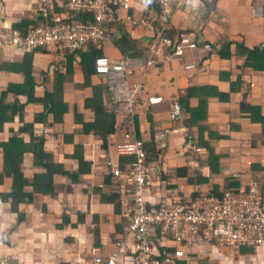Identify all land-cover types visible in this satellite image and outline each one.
I'll list each match as a JSON object with an SVG mask.
<instances>
[{
    "label": "crops",
    "instance_id": "obj_1",
    "mask_svg": "<svg viewBox=\"0 0 264 264\" xmlns=\"http://www.w3.org/2000/svg\"><path fill=\"white\" fill-rule=\"evenodd\" d=\"M61 1L0 0V62H20L23 56L10 44L11 34L17 31L13 26L22 21H39L43 18L63 20L64 18L57 14L58 10L62 9ZM130 8L133 9L132 13L135 16H140L135 18L139 23L133 22V25L131 23L129 25V19H126L130 16L128 11L119 10L121 19L109 27L111 37L97 48L104 56L120 60L124 55L114 47L113 41L121 35L117 26L123 24L131 37L142 44L141 47L147 51L145 53L147 58L153 62L152 67L132 71L128 77V85L129 87L142 85L143 89L141 107L144 111H138L135 115L139 125V136L146 140L152 128L156 135L169 133L165 139L168 141V149L163 165L167 174L164 175L163 181L171 185L177 183L174 187L182 189L184 193L196 190L209 191L215 186L221 188L226 177L239 181L240 186L256 179L263 183L264 147H249L250 139L255 138L256 133H261V124L241 119L240 112L241 104L247 101L252 107L258 108L260 116L264 117V72H254L244 67L251 51L257 48L264 51V0H213L211 3L200 0L195 8L189 5L187 0H181L175 6L171 17L170 32L173 35L187 33L197 40L198 45L202 43L219 47L217 54L187 53L181 59L169 58V51L162 46H156V53L150 52L148 45L154 36L150 21L156 14L152 5L145 6L143 0H132ZM227 44H233L232 50L238 57L231 56L230 61H223L219 53ZM237 44L246 47L247 56H240L241 51L237 49ZM62 58L61 53L57 51L38 53L34 59L35 69L38 72L48 70L53 63H58ZM58 64L62 68L60 63ZM184 65H194L195 69L185 71ZM230 71L232 72L229 74ZM53 76L51 70L50 79L44 84L43 78L37 75L39 97H42L46 90L51 91ZM20 81V75L0 71V92L8 82ZM82 83L83 77L76 62L72 84L67 85L65 95L71 98L75 94L72 85ZM92 83L102 84V80L95 77ZM191 89L197 90L198 94L195 95L197 98L189 100V107L195 109L199 106L198 97L210 96L207 111L209 119L202 123L207 124L210 131L227 137L212 141L216 147V155L221 157L220 173L202 185H189L170 175V171L194 159L191 154H187L185 146L191 142L193 134L196 135V129H186L182 121H170L171 107L174 104L180 107L179 101L185 98ZM215 93L221 97L222 95L229 97L227 100L222 97L225 102H220ZM245 95L247 99L244 98ZM84 97H90L89 90L84 91ZM104 104L108 109L116 105L109 91L104 98ZM26 109L24 119L29 123L34 121L35 115L43 112V108L38 105H29ZM77 111L84 116L86 122L93 120V114L85 111L81 103H78ZM148 115L151 117L149 122L146 119ZM11 126L17 127V121ZM72 126L71 114L64 117L61 126L36 125L37 134L42 133L47 138L46 148L54 154V162L61 164L66 171L78 168L77 161L69 158L74 147L71 143L64 144L61 134L69 133ZM115 129V133L107 138L106 148L103 147V141L92 133L76 137L75 141L83 146L84 160L90 163V172L83 174L76 183L64 177H54L57 195L51 197L36 194L32 204L20 205L19 209L24 214L22 221L18 213L10 210L9 202H2L6 205L4 222L9 225L5 233L8 238L4 243L7 248L14 250L13 254H4L8 260L17 264H22V261L23 264H93L92 257H106L115 251L114 240L117 236L116 227L121 226V210L115 213L114 203L107 202L113 194L109 187L110 183L106 182L107 178H111L108 174V162L116 163L119 160L117 144L126 140V136L129 139L133 134L135 136V127L129 119L117 114ZM7 131L8 126L3 135H0V139H7L9 136ZM24 138L29 141L27 135ZM205 153L204 151V157ZM200 158L193 161L199 162ZM192 168L197 169L198 174L209 178L208 166ZM23 172L26 177L32 178L34 174L44 171L34 166L33 157L27 155ZM190 172L194 171L190 169ZM2 189L4 188L1 187ZM165 194L164 185L154 182L147 195L158 199ZM93 229L99 233L96 240L91 232ZM81 239L85 241L83 244L80 242ZM249 249L253 251L242 254L241 250L205 245L192 250L188 262L182 261L177 264H264V244Z\"/></svg>",
    "mask_w": 264,
    "mask_h": 264
},
{
    "label": "built area",
    "instance_id": "obj_2",
    "mask_svg": "<svg viewBox=\"0 0 264 264\" xmlns=\"http://www.w3.org/2000/svg\"><path fill=\"white\" fill-rule=\"evenodd\" d=\"M132 0H68L67 7L74 11L66 24L54 23L30 30L26 36L14 32L10 44L18 52H32L49 49L57 44L62 52L76 53L89 43L100 46L111 37L106 26L120 20L119 10L128 11ZM181 0H152L160 6L157 21L160 30L149 42V50L156 53V46L169 51L171 59H181L187 53L209 54L210 45L198 46L193 37L186 33L174 39L161 38L167 29L174 6ZM211 2L212 0H207ZM92 13L93 21L84 24L74 19L80 9ZM126 19L130 20V16ZM96 74L103 78L111 92L113 102L121 103L119 113L132 120L141 105L142 85L129 88L126 79L132 71L152 66L147 63L122 58L113 61L106 56L95 62ZM185 71L195 69L185 65ZM181 109L177 104L171 107L170 120L177 121ZM117 144L121 155L133 156L134 161L122 170L119 162H108L111 193L119 197L121 205V233L114 244L115 251L106 257L95 256L93 264H177L188 262L192 250L205 245L226 248H257L264 244V189L252 180L236 191H225L217 195L213 190L184 193L163 181L166 170L161 157L147 161L142 142L128 136ZM159 149L165 143L156 140ZM188 150V146H185ZM194 148L192 155L202 153ZM160 182L166 194L158 199L147 195L150 186ZM168 186L170 188H168ZM0 264H17L0 256Z\"/></svg>",
    "mask_w": 264,
    "mask_h": 264
},
{
    "label": "trees",
    "instance_id": "obj_3",
    "mask_svg": "<svg viewBox=\"0 0 264 264\" xmlns=\"http://www.w3.org/2000/svg\"><path fill=\"white\" fill-rule=\"evenodd\" d=\"M62 9L58 10V16L67 18V15H71L74 11H71L67 7L68 0H62ZM133 9L128 10L130 20L128 24L133 25V22L139 23L140 16H135ZM159 12V9L157 10ZM62 15V16H61ZM74 19H77L85 25L93 21L92 13L86 9H80L73 15ZM50 19V18H49ZM54 19L39 21H22L13 26L17 29L19 34L23 37L27 33L39 27L42 23L53 22ZM66 21L61 20V22ZM127 23V22H126ZM113 23L106 26L107 31ZM30 26V27H29ZM139 27V26H131ZM157 25L153 22L152 29L155 31ZM120 29L121 35L115 38L113 43L118 52L124 56L130 58H141L146 61L147 51L142 48V44L136 39L131 37L129 31L125 25L117 26ZM165 33V32H164ZM166 37L172 38L174 35L168 30L165 33ZM57 44L50 46V50L37 49L32 52H24L20 62H0V71L5 73L20 75L21 81L17 83L8 82L6 87L0 92V135H3L5 128L8 126V137L3 140L0 139V202H9L10 210L14 213H18L19 219L22 221L24 214L21 213L19 207L22 204L30 205L33 203L34 195H48L55 197L57 192L54 187V177H64V179H70L71 182L76 183L79 181L83 174L90 172V163L83 158V146L75 141L76 137L92 133L93 136L100 138L103 141V147L106 148L107 138L116 131V116L119 113L116 109V105L112 109H108L104 104V98L108 94L107 88L104 84L94 85L92 83L93 78L97 77L94 69V62L96 58L103 55L102 51L97 48L94 43H89L84 49L77 51L75 54L68 50L57 49ZM233 44L224 45L221 48L219 56L223 61H230L231 56H237L232 50ZM237 49L241 51L240 56H247V49L242 45L237 44ZM60 52L62 60L59 64L53 63L51 68L38 72L34 66V59L38 53L46 54L54 50ZM16 49V48H15ZM233 51V53H232ZM239 56V57H240ZM238 57V56H237ZM236 57V58H237ZM264 51H260L259 48L251 51L246 60L244 67L246 69L253 70L254 72H264ZM77 62L81 70L83 77V83L80 85H72V89L75 94L68 98L66 93L67 85L72 84V78L74 74V64ZM52 70L53 84L51 91H45L42 97L38 96L37 75L43 78L44 84L50 79V72ZM232 71L228 72L229 74ZM240 83V82H239ZM237 83V85H239ZM90 91V97H84V91ZM234 90V89H233ZM207 92V91H206ZM205 92V93H206ZM197 90H190L186 97L181 99L180 107L181 114L177 118V121H182L183 126L192 130L196 129V135L193 134V145L196 148H200L206 151V156L200 158L199 162L191 161L186 165L178 167L171 172V176L175 179H181L189 185H202L209 182L211 177L220 173V159L219 155H216V147L212 144V141L217 139H227L225 136H220L216 132L210 131L206 122L209 119L208 105L210 96L205 98L198 97L199 106L195 109L189 107V100L191 98H197ZM220 102H225L229 97L228 95H222V97L215 93ZM247 99L246 95L244 96ZM11 99V100H10ZM76 102V103H73ZM81 103L85 111H90L93 114V120L86 122L84 116L77 111V105ZM29 105H38L43 108L41 114H37L34 117V121L29 123L25 122L27 107ZM118 112V113H117ZM241 119H248L252 123L261 124V134L258 139H252L249 144L250 148L264 147V117L260 116V110L256 107H252L244 101L241 104ZM67 114L73 115V126L69 133L63 132L62 139L64 144L71 143L74 147V151L69 158L75 159L78 163V168L73 171H66L64 167L54 162V154L49 152L46 148L47 138L44 134H37L36 125L48 126H61L64 123V117ZM119 115V114H118ZM151 121V117L148 115L146 118ZM17 121V127L11 125ZM133 127H135V139L142 142L143 150L146 154V160L152 161L165 158L166 151L168 149V141L166 140V147L162 150L159 149L155 142V133L150 131L146 140H143L139 136V125L137 118L134 117L131 121ZM11 126V127H9ZM234 126H232L233 128ZM206 133L208 137H206ZM29 138L27 142L25 136ZM27 155L33 157V164L36 167L43 169L44 172L34 174L32 178H28L24 175L23 165L25 163ZM119 165L123 170L126 165L134 161V157L131 156H119ZM200 166H208L210 173L209 178L198 174V170L192 168ZM165 169V167H164ZM192 169L194 172H190ZM166 170V169H165ZM111 179V178H110ZM110 179L107 178L106 182L110 183ZM256 181L263 187L259 179ZM177 183L169 184L174 187ZM1 187L4 189L1 190ZM7 187V188H6ZM168 188H170L168 186ZM240 188V182L226 177L224 179L223 186L221 188L215 186L213 192L217 195H222L225 191H236ZM118 196L111 194L107 199V202L114 203L115 213H119L121 205L118 201ZM92 234L95 240L98 238L99 233L93 229ZM117 236L121 233V226L116 227ZM116 236V238H117ZM114 240V244L116 239ZM242 254H247L253 251L249 248H241ZM95 257V256H94ZM91 258V261L93 258ZM93 263V262H92Z\"/></svg>",
    "mask_w": 264,
    "mask_h": 264
},
{
    "label": "clouds",
    "instance_id": "obj_4",
    "mask_svg": "<svg viewBox=\"0 0 264 264\" xmlns=\"http://www.w3.org/2000/svg\"><path fill=\"white\" fill-rule=\"evenodd\" d=\"M207 1V0H206ZM143 2H144V5L145 6H147V5H152V7H153V9H154V11L156 12V14L154 15V18H152V21H150V24H151V26L153 25V22L154 23H156V25H157V27H156V29H155V31H154V36H153V38L150 40V42L154 39V37H155V35H156V33L158 32V30H160V26H159V24H158V21H157V14L159 13V12H157V10L159 9V11H160V6L158 5V4H156V3H153L152 2V0H143ZM199 2H200V0H187V3L189 4V5H191L193 8H195V7H197L198 6V4H199ZM208 2V1H207ZM211 2H213V0L211 1ZM211 2H209V3H211ZM180 3V2H179ZM178 3V4H179ZM177 5V4H176ZM175 5V6H176ZM60 6H62V2H60ZM175 6H174V9H175ZM173 13H174V11H173ZM173 15V14H172ZM69 15H67V18H64L63 20H65L66 19V21H63V22H61V21H54L53 20V22L51 23V22H47V23H44V24H41L40 26H46V25H48V24H54V23H63V24H66L68 21H69ZM172 17V16H171ZM171 20V19H170ZM169 23H170V21H169ZM39 26V27H40ZM169 30V24H168V26H167V29H165L164 31H162V34H161V38H168V39H174L177 35H179V34H182V33H179V34H175L172 38H170V37H166L165 36V33L167 32ZM16 32H18V31H16ZM165 32V33H164ZM14 33V32H13ZM12 33V34H13ZM19 33V32H18ZM11 34V35H12ZM187 34V33H186ZM189 35V34H188ZM192 37V36H191ZM194 38V37H193ZM195 39V38H194ZM195 41L197 42V40L195 39ZM197 44H198V42H197ZM202 45H207V44H202L201 43V45H198L199 47L200 46H202ZM211 46V45H210ZM212 47V51L209 53V55H213V54H217L218 52H219V47H213V46H211ZM48 51L50 50V49H47ZM52 51H57L55 48H54V50H52ZM51 52V51H50ZM61 52V51H60ZM20 53H23V52H20ZM199 55H202V54H199ZM207 55V54H206ZM102 56H104V55H102ZM107 57V56H106ZM109 58V57H108ZM122 58H129L130 60H133V61H142L144 64L145 63H147V61H149V59L147 58V55H146V61H144L143 59H141V58H130V57H128V56H123ZM121 58V59H122ZM97 59V58H96ZM111 59V58H110ZM120 59V60H121ZM112 60V59H111ZM113 61H118V60H113ZM152 66H153V64H152ZM152 66H150V67H152ZM185 66V65H184ZM94 67H95V64H94ZM95 69V68H94ZM95 74H96V72H95ZM96 76L97 77H99L97 74H96ZM130 76V75H129ZM101 80H102V83L104 84V86L107 88V86H106V83H105V81H104V79L103 78H101V77H99ZM126 82H127V84H128V78L126 79ZM129 86V85H128ZM129 88H132V87H129ZM107 90H108V88H107ZM109 91V90H108ZM110 92V91H109ZM143 92V91H142ZM110 94H111V92H110ZM141 100H142V97H141ZM115 103V102H114ZM116 105H117V110H118V112H119V109L121 108V103H115ZM180 109H181V107H180ZM138 111H141L142 112V110L141 109H139V110H137L136 111V113L134 114V117H136L135 115L137 114V112ZM144 111V110H143ZM119 115H121L120 113H118ZM181 114V113H180ZM122 116V115H121ZM123 117V116H122ZM133 117V118H134ZM123 118H125V117H123ZM133 118H132V120H130L129 118H127V119H129L130 121H133ZM171 121V120H170ZM171 122H174V121H171ZM168 132H163V133H161V134H159V135H156L155 134V142H156V140L158 139V138H161L162 137V139H163V141H164V143H165V146H164V148L166 147V141H165V139H166V137L168 136ZM136 137L134 136V134H133V137H132V139H135ZM137 140V139H136ZM192 140L193 139H191V142L190 143H187V145L186 146H188V150H187V154H191V156L194 158V159H196V160H198L201 156H203V153H204V151L205 150H203V149H201L203 152L202 153H199V154H197V156L195 157L194 155H192V150L194 149V148H196V147H194V145H193V142H192ZM164 148H162V150L164 149ZM206 152V151H205ZM119 156H123V155H121V154H119ZM131 157H133V156H131ZM193 159V160H194ZM162 161L164 160V158L163 159H161ZM192 160V161H193ZM119 162V161H118ZM203 176V175H202ZM213 190V189H212ZM191 192H193V194H195V191H191ZM196 192H198V190H196ZM6 207V205H4L2 202H0V256H2V255H4V254H13V252H14V250L13 249H9V248H7V246L5 245V243H4V241H5V239H7L8 237L5 235V233H6V229L9 227V225L7 224V223H5L4 222V217H5V213H4V208ZM121 227H122V224H121ZM13 239H15V237H13ZM82 244L85 242L83 239H81V241H80ZM218 246V245H217ZM222 248H226V247H222ZM229 249H234V248H229ZM241 249V248H240ZM240 249H234V250H240ZM22 264H23V261H22Z\"/></svg>",
    "mask_w": 264,
    "mask_h": 264
},
{
    "label": "rangeland",
    "instance_id": "obj_5",
    "mask_svg": "<svg viewBox=\"0 0 264 264\" xmlns=\"http://www.w3.org/2000/svg\"><path fill=\"white\" fill-rule=\"evenodd\" d=\"M260 134H261V133L258 132V134L256 133L255 135H256V136H260ZM256 138L258 139V137L251 138V139H250V142L252 141V139H256ZM248 139H249V138H248ZM247 141H249V140H247Z\"/></svg>",
    "mask_w": 264,
    "mask_h": 264
}]
</instances>
